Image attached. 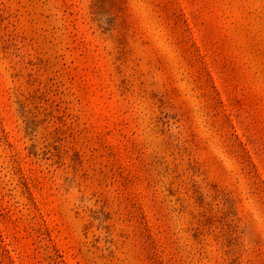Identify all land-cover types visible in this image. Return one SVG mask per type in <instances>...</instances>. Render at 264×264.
Listing matches in <instances>:
<instances>
[{"label": "rangeland", "instance_id": "1", "mask_svg": "<svg viewBox=\"0 0 264 264\" xmlns=\"http://www.w3.org/2000/svg\"><path fill=\"white\" fill-rule=\"evenodd\" d=\"M0 264H264V0H0Z\"/></svg>", "mask_w": 264, "mask_h": 264}]
</instances>
